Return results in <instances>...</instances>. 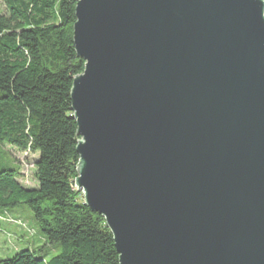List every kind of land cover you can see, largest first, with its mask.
Returning a JSON list of instances; mask_svg holds the SVG:
<instances>
[{"label":"water","instance_id":"95a60500","mask_svg":"<svg viewBox=\"0 0 264 264\" xmlns=\"http://www.w3.org/2000/svg\"><path fill=\"white\" fill-rule=\"evenodd\" d=\"M76 191L119 264H264V1L78 0Z\"/></svg>","mask_w":264,"mask_h":264},{"label":"trees","instance_id":"16d2710c","mask_svg":"<svg viewBox=\"0 0 264 264\" xmlns=\"http://www.w3.org/2000/svg\"><path fill=\"white\" fill-rule=\"evenodd\" d=\"M2 1L0 144L36 156V185H21L16 168L1 169L0 219L26 206L35 228L19 225L42 243L0 264H119L104 219L74 187L79 138L70 91L84 70L73 45L78 0Z\"/></svg>","mask_w":264,"mask_h":264},{"label":"rangeland","instance_id":"374dc122","mask_svg":"<svg viewBox=\"0 0 264 264\" xmlns=\"http://www.w3.org/2000/svg\"><path fill=\"white\" fill-rule=\"evenodd\" d=\"M4 12L3 1L0 0V13ZM36 156L24 154L7 144H0V170L4 168H16L19 171V182L27 188L36 185L34 178V161ZM14 218L15 220L11 219ZM34 230L32 214L26 206L21 205L10 209L9 214L0 219V258H9L16 251L24 247L37 248L42 241L39 236L32 235L31 229H24L20 222Z\"/></svg>","mask_w":264,"mask_h":264}]
</instances>
